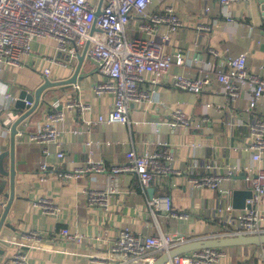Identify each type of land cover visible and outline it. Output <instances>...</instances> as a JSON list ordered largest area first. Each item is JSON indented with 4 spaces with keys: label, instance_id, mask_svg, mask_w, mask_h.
Returning <instances> with one entry per match:
<instances>
[{
    "label": "crops",
    "instance_id": "crops-1",
    "mask_svg": "<svg viewBox=\"0 0 264 264\" xmlns=\"http://www.w3.org/2000/svg\"><path fill=\"white\" fill-rule=\"evenodd\" d=\"M167 6H173L183 23L181 29L171 34L167 51L182 53L188 61L196 57L200 62L172 65L169 75L155 86H150V75H147L142 88L148 91L151 101L130 108V124H93L101 116L108 119L115 97L111 93L98 95L93 91L101 75L96 64L85 59L79 73L82 77L78 81V91L72 86L49 90L45 95L46 103L17 126L18 131L28 134L37 131L46 121L48 109L55 104L78 99L87 105L84 113L72 110L57 126L58 139L65 153L62 160L57 158L53 145L49 144L53 154L46 159L43 145L16 135L14 197L0 231L4 264L15 254L26 258L23 264H98L96 261L109 257L107 252L114 246L117 233L124 228L135 235L158 236L162 232L176 237L183 235L189 240L231 235L232 224L228 219L244 211L233 207L232 191L250 190L245 169L255 166L251 153L243 150L249 134L248 123L255 117L264 120V98L252 109L249 106L251 90L246 86L241 97L231 104L215 75L219 71L227 72L230 58L240 59L248 70L260 73L259 67L264 63V0H237L225 6L220 0H151L148 13H164ZM229 17L235 21L230 22ZM144 22L140 18L131 20L126 27V37L148 40L150 36L142 28ZM200 24L209 26L210 30L201 31ZM165 30L166 26H161L158 33ZM55 47V42L49 39L35 41L31 52L22 57L26 66L8 67L1 72L0 88L10 87L18 100L23 90L34 92L44 83L42 72L45 68H50L48 78L51 81L71 77L78 62L62 68L44 59V56L55 55ZM204 64H209L212 70V81L205 91L196 94L172 85L173 75L184 73L197 77L203 72ZM15 102L2 99L0 220L12 189L11 157L4 155L11 150V131L6 129L5 122L12 113H16L12 117L14 122L22 115L15 111ZM176 107L192 120L191 128L169 126ZM88 121L93 122L91 126H87ZM76 129L82 130V134H74ZM88 140L94 142L92 159L102 160L106 168L123 163L129 150L137 154L162 150L171 153L173 172L157 176L145 192L136 175L121 174V193L110 198L109 209L90 207L85 192L105 188L104 173H86L83 181L65 182L57 177L59 172L85 166L90 155ZM43 162L47 163L46 170L41 168ZM228 166H239L243 172L230 180L223 179L222 188L228 192L224 196L219 189L196 188L190 181L193 177L212 173L225 177ZM150 195L171 199L170 212L152 209ZM40 198L52 201L55 211L48 215L33 208L32 202ZM180 213L187 218L170 215ZM63 228L81 234L83 243L78 245L61 238ZM31 230L41 234L42 243L30 245L22 240L21 236ZM224 251L226 257L219 264H264V246H232Z\"/></svg>",
    "mask_w": 264,
    "mask_h": 264
},
{
    "label": "built area",
    "instance_id": "built-area-1",
    "mask_svg": "<svg viewBox=\"0 0 264 264\" xmlns=\"http://www.w3.org/2000/svg\"><path fill=\"white\" fill-rule=\"evenodd\" d=\"M0 0V75L8 67L26 66L23 56L29 54L32 45L37 40L49 39L55 42V55L44 56L52 65L68 67L78 62V54L86 49V60L96 64L100 80L93 85V91L100 95L111 93L115 103L108 119L103 116L97 122L88 121L87 126L93 124H130V108L144 101H151L148 91L142 88L150 75V86L160 84L169 75L172 65L184 66L193 61L200 62L198 58L185 59L182 53L170 54L167 45L171 41V34L183 27L182 20L177 16L173 6L164 8V13H148L151 0ZM237 0H220L223 6ZM243 1V0H242ZM248 1V0H247ZM100 7V15L95 14ZM208 9V8H207ZM135 18L144 19V31L150 36L148 40H130L126 37V27ZM234 22L233 17H229ZM166 26L164 32L159 27ZM94 29V30H93ZM199 29L204 32L210 30L209 26L200 24ZM203 72L195 77L179 73L173 75L172 85L179 90L199 94L211 84V67L204 64ZM260 73L256 74L247 69L240 59L228 60L227 72L216 73V80L222 84V89L229 103L234 104L243 94L245 87L250 88L249 106L258 107L264 98V63L259 67ZM50 68L42 72L44 78L50 75ZM149 86V88H150ZM74 91L79 90V85H72ZM10 88V87H9ZM8 87L0 88V116L4 113L2 99L15 102L17 98ZM30 104L27 101L26 105ZM31 105V104H30ZM205 107L209 108V105ZM87 105L78 99L64 104H55L46 113V121L37 131H18L17 135L24 137L29 142L43 145V155L47 159L53 154L49 144L56 148L55 154L59 160L65 157L63 148L58 139L60 130L58 124L63 122L72 110L84 113ZM12 113V112H11ZM10 114L6 120V129L14 122ZM20 116H17L18 119ZM169 126L175 128H191L192 120L179 107L173 109ZM249 134L244 140L243 150L251 153L254 167L245 169V179L252 191L251 198L246 201L242 213H235V217L228 219L232 224V235L236 234H262L264 233V120L254 118L248 123ZM81 135L82 130L73 131ZM89 157L85 166L73 171L59 172L57 177L62 181L77 179L83 181L86 173L105 174L106 187L102 190L89 189L86 201L90 207L108 210L110 198L121 193L119 178L121 174H134L140 182L142 191H146L151 182L159 175L173 172L172 155L168 151L156 150L150 153L137 154L134 150L126 152V160L120 165L106 168L102 160H93L94 142L88 140ZM42 170L47 169L43 162ZM209 169L212 168L208 166ZM226 176L205 174L193 177L190 181L196 188L219 189L224 196L227 190L222 188L223 179H229L242 173L239 166H228ZM45 178H42V182ZM150 207L156 211L170 212L171 199L167 196L152 198ZM4 206V204H3ZM33 208L41 209L44 214L55 211V204L49 199H37L32 202ZM231 210V207L228 208ZM220 211V210H219ZM172 217L187 218L184 214H170ZM60 237L66 241L82 244L84 238L81 234L72 232L69 228L60 230ZM22 240L28 244L43 242L37 230L24 233ZM183 235L171 236L159 233L158 236L135 235L129 228H124L116 235L114 246L107 252L108 258L96 261L98 264H153L160 255L187 241ZM226 257L224 248L199 249L193 252L177 255L166 264H219ZM11 264H23L26 258L21 254L11 257Z\"/></svg>",
    "mask_w": 264,
    "mask_h": 264
},
{
    "label": "water",
    "instance_id": "water-1",
    "mask_svg": "<svg viewBox=\"0 0 264 264\" xmlns=\"http://www.w3.org/2000/svg\"><path fill=\"white\" fill-rule=\"evenodd\" d=\"M100 6L102 4V0H100ZM100 7L98 8L95 16L96 18L100 15ZM94 30V29H93ZM88 45L85 46V48L81 51L80 54H78V65L73 73V75L69 78L63 79L62 81H51L49 78H45L44 83H42L34 92L23 90L20 93V96L18 100L15 102V111L22 112V115L13 123L10 125V131H11V147L10 152L4 153L5 156L10 155L11 157V173H10V186H12L11 189V195L10 199L8 201V205H6L4 208V214L2 215V218L0 220V231L2 228V225L4 224V220L8 215V212L11 208V203L14 197V189H15V175H16V168L15 166V139L16 135L18 133L17 126L23 122L25 119L28 118V116L35 113L39 108L42 107L43 104L46 103L45 95H47L48 91L54 88H61L67 86H72L74 84H77L78 81L81 79L80 77V70L81 67L86 59L85 53ZM27 101L30 102V104H27ZM3 157V154L0 155V158ZM252 191H244V190H233L232 191V198H233V207L236 209H244L246 206V201L251 198ZM150 198L152 199V195H150ZM83 210V209H82ZM264 246V233L262 234H236V235H230V236H213L211 237H203V238H195V239H188L187 241H184L183 243L178 244L176 247L170 249L169 251L163 253L159 256V258L153 263V264H166L170 261V259L176 257L177 255L193 252L195 250L199 249H214V248H230L232 246ZM5 251L3 249H0V264H4V255ZM11 259L5 264H11Z\"/></svg>",
    "mask_w": 264,
    "mask_h": 264
}]
</instances>
